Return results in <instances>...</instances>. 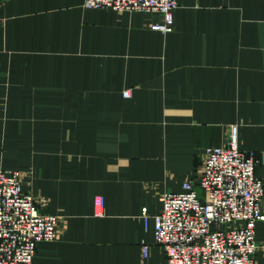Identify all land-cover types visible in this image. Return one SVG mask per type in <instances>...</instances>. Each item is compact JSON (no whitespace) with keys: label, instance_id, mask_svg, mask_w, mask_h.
<instances>
[{"label":"crops","instance_id":"crops-1","mask_svg":"<svg viewBox=\"0 0 264 264\" xmlns=\"http://www.w3.org/2000/svg\"><path fill=\"white\" fill-rule=\"evenodd\" d=\"M84 1L0 0V168L59 216L31 264H166L162 194L197 181L231 125L264 152V0H178L167 34ZM256 239L264 264V221Z\"/></svg>","mask_w":264,"mask_h":264},{"label":"built area","instance_id":"built-area-1","mask_svg":"<svg viewBox=\"0 0 264 264\" xmlns=\"http://www.w3.org/2000/svg\"><path fill=\"white\" fill-rule=\"evenodd\" d=\"M84 6L158 14L151 28L167 34L175 28L179 2L85 0ZM123 94L131 97V89ZM238 128L231 125L226 145L206 148L197 181L183 182L181 192L162 194V209L153 216L154 238L166 264H257L256 225L264 221V181L257 167L264 165V152L242 149ZM95 204L101 214L104 198L97 196ZM142 217L147 225V207ZM58 223L59 216L42 213L36 197L23 191L20 170L0 168V264H31L39 242L57 239ZM142 250L147 257L149 245Z\"/></svg>","mask_w":264,"mask_h":264},{"label":"rangeland","instance_id":"rangeland-1","mask_svg":"<svg viewBox=\"0 0 264 264\" xmlns=\"http://www.w3.org/2000/svg\"><path fill=\"white\" fill-rule=\"evenodd\" d=\"M199 192H200V196L203 197V190L200 189Z\"/></svg>","mask_w":264,"mask_h":264}]
</instances>
